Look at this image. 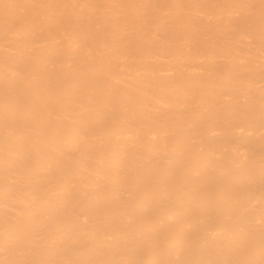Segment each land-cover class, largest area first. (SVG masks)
Here are the masks:
<instances>
[{
  "label": "bare ground",
  "instance_id": "bare-ground-1",
  "mask_svg": "<svg viewBox=\"0 0 264 264\" xmlns=\"http://www.w3.org/2000/svg\"><path fill=\"white\" fill-rule=\"evenodd\" d=\"M0 264H264V0H0Z\"/></svg>",
  "mask_w": 264,
  "mask_h": 264
}]
</instances>
